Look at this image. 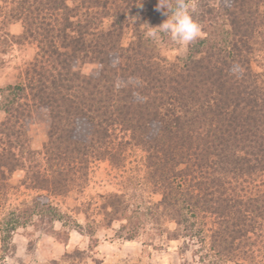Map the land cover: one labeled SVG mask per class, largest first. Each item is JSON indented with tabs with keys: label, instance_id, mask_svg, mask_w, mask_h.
<instances>
[{
	"label": "trees",
	"instance_id": "obj_1",
	"mask_svg": "<svg viewBox=\"0 0 264 264\" xmlns=\"http://www.w3.org/2000/svg\"><path fill=\"white\" fill-rule=\"evenodd\" d=\"M190 1L201 36L168 58L142 28L167 18L158 0H0V66L14 43L36 47L19 79L0 86V193L16 172L35 192L1 212L3 249L30 224L82 229L51 197L81 190L95 161L122 166L131 148L160 198L145 209L102 196L103 225L120 221L118 237L164 218L175 224L169 238L209 240L220 263L242 264L252 235L264 248V0ZM86 62L96 67L83 72ZM37 108L48 117L40 150L27 136Z\"/></svg>",
	"mask_w": 264,
	"mask_h": 264
},
{
	"label": "rangeland",
	"instance_id": "obj_2",
	"mask_svg": "<svg viewBox=\"0 0 264 264\" xmlns=\"http://www.w3.org/2000/svg\"><path fill=\"white\" fill-rule=\"evenodd\" d=\"M218 5L227 0H208ZM195 6L193 1L189 2ZM166 18H159L153 24L144 23L142 28L146 32L148 27L161 24ZM11 33L21 30L19 24L9 27ZM131 39V31L126 29L122 36V44L127 45ZM161 37L156 40L161 53L168 58L183 57L187 47H181L173 42H162ZM36 47L34 44L23 42L14 43L3 56L4 63L0 66V86L14 83L19 79L21 70L33 58ZM94 63L81 64L83 72L92 71ZM4 113L0 111V120ZM47 114L40 108L32 111L27 125L29 146L40 150L47 134ZM143 152L138 148L127 151L126 160L120 167H115L108 160H98L90 165L86 181L81 190H74L65 196L51 197L54 204L73 220L80 224L82 229L54 224V232H44L30 224L25 228L17 229L12 235L11 245L3 249L0 243V264H235V261L219 262L215 260L214 251L208 248L210 242L201 243L198 238H169L164 228L173 230L174 222L162 218L159 224L150 221L140 229L133 239H125L116 235L120 221H114L104 226L99 214L102 196L111 193L122 194L130 207L140 206L147 209L156 202L160 195L152 193L144 180ZM22 173L16 172L11 179V187L5 193H0V216L6 208L29 200L34 191L19 187L17 182ZM264 179V178H263ZM262 179V180H263ZM260 181L264 187V180ZM208 229L213 218L207 219ZM88 225L94 228L89 235ZM166 230V229H165ZM210 231L208 232V234ZM253 245L240 247L242 264H264V248L259 238L252 235ZM205 250L212 255L204 258ZM213 252V253H212Z\"/></svg>",
	"mask_w": 264,
	"mask_h": 264
},
{
	"label": "clouds",
	"instance_id": "obj_3",
	"mask_svg": "<svg viewBox=\"0 0 264 264\" xmlns=\"http://www.w3.org/2000/svg\"><path fill=\"white\" fill-rule=\"evenodd\" d=\"M156 8L167 18L157 26L147 24L146 38L156 41L166 35L174 44L187 47L201 36V25L189 0H158Z\"/></svg>",
	"mask_w": 264,
	"mask_h": 264
}]
</instances>
